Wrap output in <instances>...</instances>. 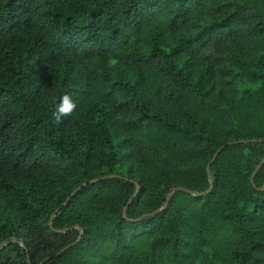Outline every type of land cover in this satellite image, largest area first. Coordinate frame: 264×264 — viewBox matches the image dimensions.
<instances>
[{
    "label": "trees",
    "instance_id": "obj_1",
    "mask_svg": "<svg viewBox=\"0 0 264 264\" xmlns=\"http://www.w3.org/2000/svg\"><path fill=\"white\" fill-rule=\"evenodd\" d=\"M0 264H264V0H0Z\"/></svg>",
    "mask_w": 264,
    "mask_h": 264
},
{
    "label": "clouds",
    "instance_id": "obj_2",
    "mask_svg": "<svg viewBox=\"0 0 264 264\" xmlns=\"http://www.w3.org/2000/svg\"><path fill=\"white\" fill-rule=\"evenodd\" d=\"M77 104L72 99V96L65 93L59 97L58 102H54V118L57 121H61L62 118L71 116L76 111Z\"/></svg>",
    "mask_w": 264,
    "mask_h": 264
},
{
    "label": "water",
    "instance_id": "obj_3",
    "mask_svg": "<svg viewBox=\"0 0 264 264\" xmlns=\"http://www.w3.org/2000/svg\"><path fill=\"white\" fill-rule=\"evenodd\" d=\"M262 162H263V160H261V161L256 165V167H255V169H254V172L260 167V165L262 164ZM250 180H251V178H250ZM176 190H183V191L189 192L188 190L183 189V188H181V187H173V188H171V192L176 191ZM68 198H69V197H68ZM68 198H67L66 200H68ZM165 204H166V202L164 203V206H165Z\"/></svg>",
    "mask_w": 264,
    "mask_h": 264
},
{
    "label": "rangeland",
    "instance_id": "obj_4",
    "mask_svg": "<svg viewBox=\"0 0 264 264\" xmlns=\"http://www.w3.org/2000/svg\"><path fill=\"white\" fill-rule=\"evenodd\" d=\"M144 208V207H143ZM143 244H139L138 246H142Z\"/></svg>",
    "mask_w": 264,
    "mask_h": 264
}]
</instances>
